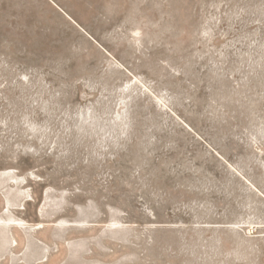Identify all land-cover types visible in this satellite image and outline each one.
I'll list each match as a JSON object with an SVG mask.
<instances>
[{
  "label": "rangeland",
  "instance_id": "374dc122",
  "mask_svg": "<svg viewBox=\"0 0 264 264\" xmlns=\"http://www.w3.org/2000/svg\"><path fill=\"white\" fill-rule=\"evenodd\" d=\"M0 216V264H264V0H0Z\"/></svg>",
  "mask_w": 264,
  "mask_h": 264
},
{
  "label": "bare ground",
  "instance_id": "6f19581e",
  "mask_svg": "<svg viewBox=\"0 0 264 264\" xmlns=\"http://www.w3.org/2000/svg\"><path fill=\"white\" fill-rule=\"evenodd\" d=\"M12 172L14 171L12 170ZM9 173L11 172H8V175L6 174V177L10 178L11 180H14V177ZM1 183L3 184L4 182ZM23 222V220H18L15 218L6 219L5 217L0 216V240H3V238L7 237L11 240L13 244L17 245L18 242L13 231L16 230L18 227H24Z\"/></svg>",
  "mask_w": 264,
  "mask_h": 264
}]
</instances>
